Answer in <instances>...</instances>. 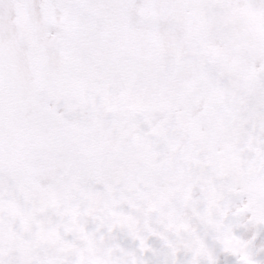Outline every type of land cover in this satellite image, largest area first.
<instances>
[{
	"label": "snow or ice",
	"instance_id": "6c2138e0",
	"mask_svg": "<svg viewBox=\"0 0 264 264\" xmlns=\"http://www.w3.org/2000/svg\"><path fill=\"white\" fill-rule=\"evenodd\" d=\"M0 264H264V0H0Z\"/></svg>",
	"mask_w": 264,
	"mask_h": 264
}]
</instances>
